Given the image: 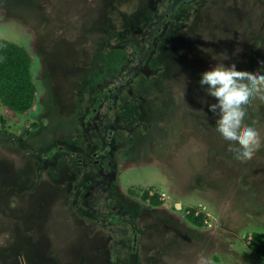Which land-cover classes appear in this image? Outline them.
<instances>
[{"label": "rangeland", "instance_id": "374dc122", "mask_svg": "<svg viewBox=\"0 0 264 264\" xmlns=\"http://www.w3.org/2000/svg\"><path fill=\"white\" fill-rule=\"evenodd\" d=\"M171 1L0 0L36 88L29 110L0 100V264H264L247 248L264 148L235 159L199 83L218 64L264 74V0ZM244 123L264 139V102Z\"/></svg>", "mask_w": 264, "mask_h": 264}, {"label": "clouds", "instance_id": "9594fccd", "mask_svg": "<svg viewBox=\"0 0 264 264\" xmlns=\"http://www.w3.org/2000/svg\"><path fill=\"white\" fill-rule=\"evenodd\" d=\"M199 83L217 101L209 105V111L218 117L216 131L229 142L228 150L241 162L252 160L264 148V139L254 126L244 121L253 100L264 102V74L238 71L235 64L230 67L218 64L203 72ZM196 264H209V260L200 254Z\"/></svg>", "mask_w": 264, "mask_h": 264}, {"label": "trees", "instance_id": "16d2710c", "mask_svg": "<svg viewBox=\"0 0 264 264\" xmlns=\"http://www.w3.org/2000/svg\"><path fill=\"white\" fill-rule=\"evenodd\" d=\"M32 58L25 48L0 39V100L16 98L18 111L29 110L34 103L36 88L31 76ZM145 202L158 207L164 202L158 195L146 191L141 195ZM186 219L194 226L203 228L211 219L196 208L189 209ZM248 250L264 258V234L254 233L250 237Z\"/></svg>", "mask_w": 264, "mask_h": 264}, {"label": "flooded vegetation", "instance_id": "af4514ba", "mask_svg": "<svg viewBox=\"0 0 264 264\" xmlns=\"http://www.w3.org/2000/svg\"><path fill=\"white\" fill-rule=\"evenodd\" d=\"M194 1H197V0H194ZM263 1V0H262ZM188 2V0H177V2H176V0H172L171 1V4H170V6H168L169 7V10L172 8V12H184V10H182L185 6H186V4L188 5L189 3H187ZM263 4V3H262ZM264 5V4H263ZM169 16H170V14L167 12L164 16H163V18H162V22L160 23V24H158V28H157V31H162V27L164 26V24L169 20ZM160 21V20H159ZM154 27H152L151 28V30L153 29ZM154 31H156V30H154ZM156 37H157V35H152V37H151V40L152 41H154L155 39H156ZM38 76H39V80H41L42 81V77H41V74H38ZM43 82V81H42ZM43 86H44V93H43V96H42V100H44V94L45 95H48V93H47V85H46V83L44 82L43 83ZM43 105V104H42ZM44 106V105H43ZM95 111V108L93 109V112ZM140 199L142 200V198L140 197Z\"/></svg>", "mask_w": 264, "mask_h": 264}, {"label": "water", "instance_id": "95a60500", "mask_svg": "<svg viewBox=\"0 0 264 264\" xmlns=\"http://www.w3.org/2000/svg\"><path fill=\"white\" fill-rule=\"evenodd\" d=\"M29 53V52H28ZM30 55V54H29ZM181 207V205H179Z\"/></svg>", "mask_w": 264, "mask_h": 264}]
</instances>
